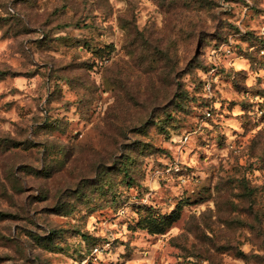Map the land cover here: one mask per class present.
<instances>
[{
	"label": "rangeland",
	"instance_id": "1",
	"mask_svg": "<svg viewBox=\"0 0 264 264\" xmlns=\"http://www.w3.org/2000/svg\"><path fill=\"white\" fill-rule=\"evenodd\" d=\"M0 264H264V0H0Z\"/></svg>",
	"mask_w": 264,
	"mask_h": 264
},
{
	"label": "trees",
	"instance_id": "2",
	"mask_svg": "<svg viewBox=\"0 0 264 264\" xmlns=\"http://www.w3.org/2000/svg\"><path fill=\"white\" fill-rule=\"evenodd\" d=\"M176 219H178V216H176V214L173 213V214L169 217V222H170V224H171L174 220H176ZM166 221H168V220H166Z\"/></svg>",
	"mask_w": 264,
	"mask_h": 264
},
{
	"label": "built area",
	"instance_id": "3",
	"mask_svg": "<svg viewBox=\"0 0 264 264\" xmlns=\"http://www.w3.org/2000/svg\"><path fill=\"white\" fill-rule=\"evenodd\" d=\"M96 252H98V250H96Z\"/></svg>",
	"mask_w": 264,
	"mask_h": 264
}]
</instances>
